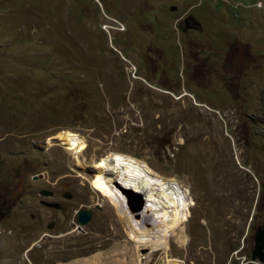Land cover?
<instances>
[{"label": "rangeland", "instance_id": "1", "mask_svg": "<svg viewBox=\"0 0 264 264\" xmlns=\"http://www.w3.org/2000/svg\"><path fill=\"white\" fill-rule=\"evenodd\" d=\"M64 131L86 138L81 165ZM114 153L193 200L172 258L261 264L264 0H0V264H138L92 185Z\"/></svg>", "mask_w": 264, "mask_h": 264}, {"label": "bare ground", "instance_id": "2", "mask_svg": "<svg viewBox=\"0 0 264 264\" xmlns=\"http://www.w3.org/2000/svg\"><path fill=\"white\" fill-rule=\"evenodd\" d=\"M55 139L61 141V146L71 148L77 163L82 164L81 158L88 146L82 134L64 131ZM95 166L97 172L92 179L93 188L117 211L129 241L139 252L138 264L157 251H162L165 256L163 264H183L170 255V239L180 232L190 217L193 200L188 191L127 155L109 154ZM124 191L137 194L135 198L142 202L140 210L133 209L131 205L137 199H129ZM142 250H149L147 256L141 253Z\"/></svg>", "mask_w": 264, "mask_h": 264}, {"label": "water", "instance_id": "3", "mask_svg": "<svg viewBox=\"0 0 264 264\" xmlns=\"http://www.w3.org/2000/svg\"><path fill=\"white\" fill-rule=\"evenodd\" d=\"M41 179H42V176H41ZM33 180L37 181L38 177L37 176L33 177ZM124 192L129 197V199H133V198L137 199L135 197H138L137 194H133L129 191H124ZM40 195L46 198H51L53 196V192L48 191V190H43L40 192ZM64 197L69 199L71 198V195L68 193H65ZM43 205L48 208L59 209V204L57 203L43 202ZM131 205L133 209L135 210H140L142 208V202L138 201V199L132 202ZM92 217H93V214L91 210L80 211L77 216V223H78L79 229H81V226L88 225L91 222ZM49 228H51V226ZM252 261L254 262L258 261L261 264H264V225L262 228L256 231L255 247H254V252L252 256Z\"/></svg>", "mask_w": 264, "mask_h": 264}, {"label": "flooded vegetation", "instance_id": "4", "mask_svg": "<svg viewBox=\"0 0 264 264\" xmlns=\"http://www.w3.org/2000/svg\"><path fill=\"white\" fill-rule=\"evenodd\" d=\"M185 24L187 25V26H194V27H198V26H200L199 25V23L198 22H196V20L193 18V17H187V19L185 20ZM54 193H53V196L52 197H54ZM51 197V198H52ZM3 209V208H2ZM2 209H0V216H3L4 215V210H2Z\"/></svg>", "mask_w": 264, "mask_h": 264}, {"label": "built area", "instance_id": "5", "mask_svg": "<svg viewBox=\"0 0 264 264\" xmlns=\"http://www.w3.org/2000/svg\"><path fill=\"white\" fill-rule=\"evenodd\" d=\"M236 8H237V6H236ZM180 261V260H179ZM181 262V261H180Z\"/></svg>", "mask_w": 264, "mask_h": 264}]
</instances>
